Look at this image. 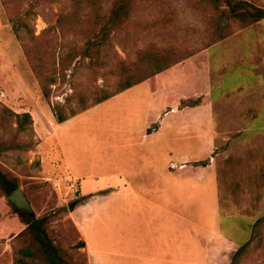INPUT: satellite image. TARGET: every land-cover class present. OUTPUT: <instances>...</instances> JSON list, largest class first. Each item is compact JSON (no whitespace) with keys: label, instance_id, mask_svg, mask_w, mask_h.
I'll return each instance as SVG.
<instances>
[{"label":"rangeland","instance_id":"obj_1","mask_svg":"<svg viewBox=\"0 0 264 264\" xmlns=\"http://www.w3.org/2000/svg\"><path fill=\"white\" fill-rule=\"evenodd\" d=\"M234 1L264 10V0ZM156 61L179 62L153 88L139 83L57 123L54 110L68 116ZM3 108L32 119L30 135H15L16 120L0 118V140L34 146L3 154L0 171L34 218L0 189V264H51L28 226L40 218L68 264H87L72 220L93 197L75 218L94 264H202L218 232L213 264H230L264 218V22L237 20L223 1L0 0V117ZM184 158L209 171L179 173ZM257 233L235 264H264V220ZM106 245L129 256L110 261Z\"/></svg>","mask_w":264,"mask_h":264},{"label":"trees","instance_id":"obj_2","mask_svg":"<svg viewBox=\"0 0 264 264\" xmlns=\"http://www.w3.org/2000/svg\"><path fill=\"white\" fill-rule=\"evenodd\" d=\"M215 2L223 1L227 7H229L231 14L240 21H253V22H258L262 21L264 22V10L261 8H257L253 6L252 4H249L247 2H237L234 0H211ZM118 7V6H117ZM125 9V5L120 4L117 10L115 11L114 14V19H117L119 17V14L121 13V10ZM19 29L18 26L13 24V30L17 32ZM88 44V43H87ZM100 46L99 42H95L93 45H87L85 47V51L88 53L91 49V47H96ZM179 61H176L172 64H161L159 61H156L155 64H153V70L149 71L146 76L140 77L137 74H130L125 80H123L121 83L117 84L115 89L111 92H100V94L97 92L96 96L93 98V100L89 104H85L83 100H80V106L77 110H71L69 115L66 116L62 113V111L58 108L57 110H54V113L56 115V121L57 123H63L70 117H73L81 112H84L91 107L100 104L101 102L115 96L116 94L125 91L139 83L142 82H147L151 88H153L154 84V79L156 75L168 70L175 64H177ZM2 76L4 77L5 74L4 72L2 73ZM41 93L42 96L47 99L49 98L50 92L48 88L45 86L41 87ZM188 100H182L181 101V108L185 107H196L198 106L197 101L193 102H187ZM187 102V103H186ZM183 104V105H182ZM1 120L3 121H10L11 118H14L16 120V129L13 130L14 134L19 135L21 132H26L29 131L28 134L30 135L32 133V119L30 117V114L27 112H24L22 114H17L14 113L13 111L3 108L2 110V115H1ZM158 128V124H153L152 127H150L147 130V133L149 134L151 131L156 130ZM33 143H28L27 147L22 144L14 143L13 141L10 143H6L3 140H0V157L5 154L8 151L14 152L16 155H19L20 152H24L26 150L32 149ZM37 164V162H36ZM195 166H203L205 167L207 165V162L201 161V162H196L194 163ZM0 189L2 192L8 197L11 195L17 187L16 180L13 178H10L9 176L3 174L0 171ZM264 218H260L255 221L253 224L252 228V234L250 240L242 245L235 253L232 258V261L230 264H235L241 255L250 245L251 243L255 240L257 237V227L260 222H262ZM45 222V218H40L36 220H30L28 222V226L31 229V232L33 233V236L35 239L46 249L49 250V261L51 264H68L67 261L65 260V251L54 246L53 242L49 239L47 236V233L43 227V224ZM78 248L83 247V243L81 242L78 244Z\"/></svg>","mask_w":264,"mask_h":264},{"label":"crops","instance_id":"obj_3","mask_svg":"<svg viewBox=\"0 0 264 264\" xmlns=\"http://www.w3.org/2000/svg\"><path fill=\"white\" fill-rule=\"evenodd\" d=\"M171 68H169L168 70H166V71H164V72H162L160 74H163V73H165L167 71H170ZM185 108H188V109H196L197 107H192V108L185 107ZM173 112L174 113H178V111L176 112L174 109H171L170 111H168V112H166L164 114V117L161 118V120L159 121V123H153V124H158V128L156 129V131H158V130L161 129L162 120L165 118V115L168 114V113H173ZM63 161H64V165H65L64 167L68 169L65 160H63ZM191 162L193 164L190 165ZM196 162H198V161L193 162V161H189L187 158L182 159L181 162L179 163V166H178L179 173H184V172L190 171V170L197 171L199 169H201L203 172L204 171H206V172L209 171V170L206 169L207 165L205 167H203V166H196L194 168L193 165ZM172 165H174V164H172ZM168 168L170 170H172V167L171 166H169ZM68 171L71 172L69 169H68ZM71 176H72L71 177L72 179L74 178L75 183L78 184V182L76 181V179H75V177H74V175L72 173H71ZM125 194H123V195H125ZM132 195H136V193L133 192ZM94 198L95 197H93V199L90 198V200L89 199H83L82 204L78 208H76V210L74 211V216H73V220H72L73 221V224H74V226L76 228V230L78 231V233H79V235L81 237L82 243L84 244L83 247H80V249L84 252V254L86 256L87 264H94V262L92 260V255H91L92 251L90 250L89 244H88L87 240L84 238L83 233L81 232V229H80L78 223L76 222L75 212H77V210L79 208H84V209H87V210H91V208L93 207V205H92L93 203L91 201L94 200ZM218 233L214 234V237L213 238H210V248L208 249L207 252H205V259H204V262L202 264H213L214 261L216 260V258L218 256L217 254L219 253L218 252L219 251L218 247L223 246V243H224L223 242V239L225 238L224 234H222V235L220 234L219 235ZM103 254L106 255L107 259H109L110 261L113 260V257H116V258H124V257H128L129 256L128 254H125V252L122 250L121 247L111 248V247H109L107 245L105 246V250H104Z\"/></svg>","mask_w":264,"mask_h":264},{"label":"water","instance_id":"obj_4","mask_svg":"<svg viewBox=\"0 0 264 264\" xmlns=\"http://www.w3.org/2000/svg\"><path fill=\"white\" fill-rule=\"evenodd\" d=\"M6 200L12 206L15 212H22L29 218H34V213L31 209L30 202L20 188L16 189L11 195H9ZM68 209L71 210L72 205H69Z\"/></svg>","mask_w":264,"mask_h":264}]
</instances>
